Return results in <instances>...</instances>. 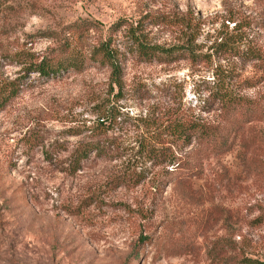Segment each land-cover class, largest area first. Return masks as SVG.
I'll return each mask as SVG.
<instances>
[{
	"label": "rangeland",
	"instance_id": "374dc122",
	"mask_svg": "<svg viewBox=\"0 0 264 264\" xmlns=\"http://www.w3.org/2000/svg\"><path fill=\"white\" fill-rule=\"evenodd\" d=\"M133 37L188 52L144 63L127 51ZM108 43L115 79L99 65L48 80L27 70L67 50L105 62ZM231 44L264 65V0H0V83L20 85L0 111V264H264V120L233 130L223 153L186 147L187 176L133 157L137 115L216 122L202 108L217 83L264 98V71L229 57ZM109 109L116 155L60 171ZM130 168L144 179L117 186Z\"/></svg>",
	"mask_w": 264,
	"mask_h": 264
},
{
	"label": "trees",
	"instance_id": "16d2710c",
	"mask_svg": "<svg viewBox=\"0 0 264 264\" xmlns=\"http://www.w3.org/2000/svg\"><path fill=\"white\" fill-rule=\"evenodd\" d=\"M126 49V48H125ZM139 61L144 63H168L175 54L184 55L188 52L183 47L163 48L156 45L145 44L137 38H132L131 47L127 50ZM223 51L233 58L241 60L255 61L258 63L260 71H264L261 57L253 48H240L235 44L226 45ZM98 52L101 60L105 62H84V57L72 50L60 51L43 56L38 62H33L27 66L28 72L36 73L39 78L55 79L62 75L82 72L88 67L99 65L108 67L113 79L117 78L119 72L116 50L111 49L108 44H100ZM79 55V56H78ZM20 88L19 80L3 81L0 83V111L16 97ZM208 106L202 108L205 113L216 110L218 120L212 122L192 112H173L167 116L157 114H146L143 117L137 115L132 118L136 122L135 129V152L133 157L141 162L150 164L151 169L155 167L165 168L166 172L177 176H187L192 174L190 168L181 152L189 146H197L209 151L208 153L218 154L225 152L228 147V137L230 133L252 121L264 120V98L250 99L235 93L229 84L217 83L209 91ZM212 107H214L212 109ZM117 115L109 110H103L97 118L94 128L86 130L80 141L69 152L67 160L59 161L65 163V169L60 171L73 173L80 169L88 160L89 155L96 158L108 159L118 148L109 141L106 130L116 124ZM34 142V141H33ZM140 162V163H141ZM141 167V166H140ZM134 172L127 169L125 173H120L113 178L117 186H124L133 180V184L144 179V173ZM156 185H154V188ZM248 264H260L257 261L247 260Z\"/></svg>",
	"mask_w": 264,
	"mask_h": 264
}]
</instances>
